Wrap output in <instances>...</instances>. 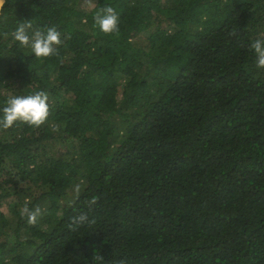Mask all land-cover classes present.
Wrapping results in <instances>:
<instances>
[{"label": "trees", "instance_id": "obj_1", "mask_svg": "<svg viewBox=\"0 0 264 264\" xmlns=\"http://www.w3.org/2000/svg\"><path fill=\"white\" fill-rule=\"evenodd\" d=\"M105 6L118 35L94 25ZM24 22L29 35L55 27L56 54L21 48ZM257 39L264 0H7L0 118L10 96L38 91L50 114L0 128V204L14 205L0 212V264H264ZM25 205L46 206L35 225ZM82 212L93 222L71 230Z\"/></svg>", "mask_w": 264, "mask_h": 264}, {"label": "clouds", "instance_id": "obj_2", "mask_svg": "<svg viewBox=\"0 0 264 264\" xmlns=\"http://www.w3.org/2000/svg\"><path fill=\"white\" fill-rule=\"evenodd\" d=\"M7 0H0V11L3 10ZM94 25L97 26L101 33L105 35L119 34V16L112 6H105L99 9L94 15ZM32 29L30 22L20 23L12 33L13 39L18 42L21 48H30L36 58H46L56 54L57 46L62 41L59 31L55 27H48L46 31L35 30L29 35ZM233 35L235 33H232ZM250 50L254 51L257 60L256 66L264 68V40L257 39L250 45ZM3 116L0 118V128L9 129L17 121L25 123L30 127H41L50 114L48 105V95L45 91H38L32 95H14L6 100V106L2 108ZM75 191L79 195V185ZM99 198L93 196L87 201V205L91 208L98 203ZM42 210L37 206L34 210H30L26 205L21 210V216L27 217L30 225H35L41 216ZM88 214L82 212L77 216L70 218L69 228L76 230L85 224L92 223ZM104 257L94 255L93 262H103Z\"/></svg>", "mask_w": 264, "mask_h": 264}, {"label": "rangeland", "instance_id": "obj_3", "mask_svg": "<svg viewBox=\"0 0 264 264\" xmlns=\"http://www.w3.org/2000/svg\"><path fill=\"white\" fill-rule=\"evenodd\" d=\"M64 149L60 148L58 152L59 153L63 152ZM76 186H77V184L74 185L73 187L70 186L66 199L63 202H60V205L68 206L69 204H71L72 202L75 201V199L77 197V193L75 191ZM13 208H14V205H13L12 200H7L6 202L0 204V212H3L6 215L7 219L11 218L10 212ZM40 208H41L42 213H43L46 209V206H40ZM7 233L12 234V230H9Z\"/></svg>", "mask_w": 264, "mask_h": 264}, {"label": "water", "instance_id": "obj_4", "mask_svg": "<svg viewBox=\"0 0 264 264\" xmlns=\"http://www.w3.org/2000/svg\"><path fill=\"white\" fill-rule=\"evenodd\" d=\"M0 14H1V11H0Z\"/></svg>", "mask_w": 264, "mask_h": 264}]
</instances>
